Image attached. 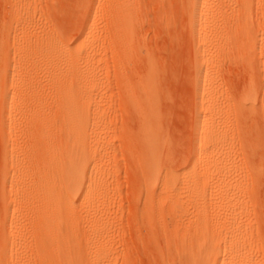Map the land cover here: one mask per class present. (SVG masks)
Here are the masks:
<instances>
[{
    "label": "bare ground",
    "instance_id": "1",
    "mask_svg": "<svg viewBox=\"0 0 264 264\" xmlns=\"http://www.w3.org/2000/svg\"><path fill=\"white\" fill-rule=\"evenodd\" d=\"M34 1L37 4L36 0H29L25 5H33ZM190 3L185 11L191 21L189 29L194 44L196 105L205 113L204 117L202 114L197 117L200 122L195 128L200 132L196 129L195 132L201 134L199 140L195 136L198 143H205V148L200 155L197 153L199 147L195 150L197 156L182 174L170 171L163 176L160 173L157 164L160 138L155 125L158 115L155 117L151 112L152 98L158 95L154 87L157 81L153 84V64L145 56L147 68L135 84H139L138 91L134 85L130 86L128 77L122 75L121 80L127 103L129 101L145 119L138 141L135 140L141 149L135 159L148 179L149 190L166 197L172 213L177 207L184 212L180 209L184 214L180 221L184 224L185 235L181 237L173 227H167L165 236L161 235L169 257L177 252L182 264H264V255L256 251V236L245 226V207L251 194L249 186L264 178V170L251 169L252 174L247 178L241 174L242 167L232 145L233 136L228 138L231 127L227 130L226 121L218 114L224 107L220 96L225 91L216 86V78L231 52L228 47L235 43L233 38L242 34L245 42L248 41L247 45L244 42V47L238 42L237 45L255 53L251 65L262 74L264 63H259V58L264 56V45L259 47L255 42L249 26L252 13L246 1L192 0ZM127 4L126 0L105 3L106 19L111 23L108 27L112 39L110 48L122 49V57L114 60L118 66L130 61L137 47L130 49L135 44L131 43L129 35L134 13L130 9L132 5L128 7L130 3ZM22 7L14 9V24L4 30L6 33L0 38V56L5 58L0 81L3 213L0 264H118L116 252L119 249L112 236L113 223L109 220L112 196L111 173L105 170L107 148L102 134L105 115L93 106L99 78L93 69L97 66L94 60L100 50V30L96 29L90 14L82 34L73 44L67 45L58 36L61 33L52 26L51 19L46 18L44 23L35 26L31 23L30 12H23ZM260 12L264 21V12ZM12 36L16 39L14 45ZM234 50L239 51L236 47ZM136 53L137 57L139 53ZM233 55L230 56L235 58ZM247 89L236 110L239 107L242 110L251 108L254 113L264 111V90ZM154 196L146 202V208L157 209L156 219L164 207ZM173 217L174 213L171 220Z\"/></svg>",
    "mask_w": 264,
    "mask_h": 264
},
{
    "label": "rangeland",
    "instance_id": "2",
    "mask_svg": "<svg viewBox=\"0 0 264 264\" xmlns=\"http://www.w3.org/2000/svg\"><path fill=\"white\" fill-rule=\"evenodd\" d=\"M28 1L29 0H0L1 39L4 33H6L4 30L7 31L8 28L10 29V27L14 24V9L24 6L25 3H28ZM36 1L37 4H34V1L31 3L33 5H25L24 8L22 7V11L25 13L29 11L31 13H29V17L32 20L31 23L35 26L44 23L46 18L49 20L51 19L52 26H55L56 30L58 28V34L61 33L58 36H60V38L62 37L61 39L63 42H66L65 44L68 43L67 45L73 44L82 34L90 14L92 15L94 24H96V29L100 30L98 37L101 39L102 44L101 41H99L98 50H100L99 52L97 51V53L100 54H97V58L94 60V66H97L95 67L96 69H93L94 75L99 78L97 77L98 81L96 83V94L93 106L96 108L98 107L97 109L104 112L102 116L105 115L104 119L106 125L104 128L102 127L104 130L102 134L104 143L106 142L105 149L107 148L105 150V170L109 172V175L111 173L109 176V186L112 196V208H110L109 220L111 221L110 224L113 223L111 224V227L113 226L112 236L115 237L116 242L115 240L114 242L117 243L116 248L119 249V251L116 252L118 254L116 259L118 261L117 263L128 264L129 262V264H170L171 262V264H182L177 252H175V254L173 252L170 257L168 256L166 253L167 251L165 250L166 246H164L165 241L163 236L166 234L165 230L167 231V227H173L174 229L177 228L175 231L180 232L178 235L181 237L185 235L184 224L181 222L182 220L180 221L184 214H182V209L177 207V210L173 212L174 221L171 220V214L173 213L170 211V204L167 202L166 197H164L161 193L155 194L153 191L149 190L148 179L145 173L141 171L142 168L140 169L141 166L135 159L138 153L140 154L141 149L136 141H138V135L140 136L141 134L140 128H142L141 125L145 122V119L144 116L142 117L139 114L138 110H135L134 107L130 105L129 101V104L127 103L123 94L125 91L123 90L124 85L121 80L124 76H126V79L128 77L129 84L133 88L132 85L135 86L137 80L139 83V77L142 75L141 73L144 74L146 71L145 68H147V65L146 63L144 64L145 59L148 58L151 60L155 78L153 79V84L157 81L156 83L158 85L157 87V85L155 86L156 83L154 84L155 90L157 91L156 94L158 95H155V97L153 95L154 98H152L154 99V106H156H153L152 111L150 110L155 113H153L154 115H158V117L157 115L155 116L158 120H155V125L158 128L160 138L157 164L159 163V170L163 176L170 171L176 173V175H178L179 172H184V169L189 167L188 165H190V162L193 163L195 159L194 157L197 156V153L200 155L202 150L205 148V143H203L204 146H202L203 144L200 142L199 144L197 141V139L199 140L198 137H200L201 133L196 135L195 132L197 130L195 126L198 125L197 122H200L198 121V118L201 114L204 117L205 113L202 112V109L198 110L196 105L198 99L196 98V88L194 82V77L196 78V76H194L196 75L194 69V44L192 42L189 29L191 21L189 16L186 15L188 14L186 11L189 9L188 7L190 6V2L192 0H126L128 4L130 3L129 6L127 4L128 7L132 5L130 9H132L134 13V17L131 21L133 26L130 24L129 35L132 39L131 43L135 44L132 45L130 49H134L133 46L135 45L137 47L132 56H130L131 60H126L123 62L124 64H121L122 66L116 65L114 61L117 59L116 57L122 54V49L114 50L110 48L112 39L109 37L108 27L111 23L108 19H106L105 7V3L110 0ZM93 1L94 3L96 2V7L94 6ZM186 1L189 3L186 4ZM243 1H246L251 9L250 11L252 16L249 18V26L252 34H254L255 42L259 44V47H261L264 45V21L263 18L260 17V11L264 12V0ZM258 12H260V14ZM239 35V37L237 35L236 38H233L235 43L231 41L233 44L230 46L233 49H231L230 46L228 47L231 52L228 51L230 52V54L228 53L229 56H227L228 59L226 58L227 60L222 66L223 68H221L223 70L220 71L219 78H216V86L222 88L226 93L220 96V100L223 99V101H221L222 105L224 102L225 103L222 108L223 110L218 114L226 121V129L228 130V128L231 127L230 130H228V138L233 136V138L231 137L234 140L232 141L233 143L231 142L232 139L229 140L232 145L234 144V153H236L240 167H242L241 174L243 175L244 173L245 178H247L248 175L251 176L252 174L250 171L251 169L256 170L257 168L264 170V111H261V113H254L251 108L248 110L244 108L242 110L238 107L239 109L237 108L236 110V107L243 102V97H245L243 94L248 87L249 89L255 87L259 92H263L264 73H260L258 68L256 69L253 65H251V61H255V53L251 52L252 50H250V53L247 50L241 49L245 46V44L247 45L248 41L245 42L242 34ZM241 37L242 39L240 41ZM12 40V44L14 45L16 41L14 36L11 37V41ZM237 42L238 44H241L239 46H242L244 42L245 44L239 48ZM235 44L238 47L234 46ZM234 47L237 48V51L239 49V51L242 50L244 52L242 53L241 51L239 54V51L236 52ZM136 51L140 56L136 53ZM233 51L235 52L234 54L237 58L233 55ZM135 53L137 54V57L135 56ZM230 55H233L235 58ZM145 56H147V58H145ZM230 57H232L231 60ZM4 59L5 58L3 56H0V81L4 75V71L2 70ZM259 59V63H264V56ZM132 60H135V63ZM120 68L121 72L124 70V73L122 72L123 74L120 73ZM120 75L124 76L121 77ZM137 86L139 89V84H137L134 88L136 91H138V89H136ZM150 106H152V104H150ZM145 107L147 109V106ZM247 108H249V105ZM128 112H130V114H128ZM198 113L199 115H197ZM227 116L229 118H227ZM203 117L201 118V122H204ZM143 119L144 122H142ZM228 120L231 121L228 122ZM122 125L124 126L122 127ZM199 125L203 127L204 123H199ZM197 132H200V130H197ZM195 135L197 136V139ZM194 141L195 143H198V145H195ZM195 150L199 151L196 153ZM1 161L2 147L0 144V168ZM242 169H244V171H242ZM248 171L251 173H248ZM251 183L253 185H248L249 192L251 194L248 196L247 206L245 207V210L247 211H245V215L247 217L245 224L247 225H244L247 226V228L252 231L251 233L256 236H254L255 241L258 244L256 245V251L258 253L260 252V255H264V178ZM1 193L2 188L0 186V221L3 217ZM148 194H150V196ZM154 195H156V197H158L163 203L164 208L160 211L161 216L158 214L162 219L159 217H156L155 219V216H157V214H155L157 213V209H153V207H151V209L146 208V202L150 197L154 198ZM164 217L169 220L166 221ZM158 218L160 220H158ZM161 221L165 222L161 223ZM168 221H170L171 224ZM171 221H173V223ZM166 222H168V225ZM175 222H177V224H175ZM178 223L180 225H178ZM169 230L170 229H168V231ZM163 251H165V254ZM169 258L171 259L169 260Z\"/></svg>",
    "mask_w": 264,
    "mask_h": 264
}]
</instances>
